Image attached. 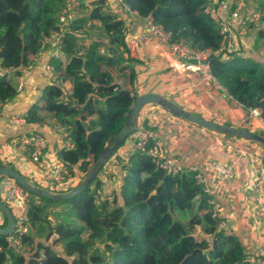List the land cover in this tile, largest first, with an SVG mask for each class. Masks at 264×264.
Listing matches in <instances>:
<instances>
[{"label":"trees","instance_id":"1","mask_svg":"<svg viewBox=\"0 0 264 264\" xmlns=\"http://www.w3.org/2000/svg\"><path fill=\"white\" fill-rule=\"evenodd\" d=\"M67 1L0 0L1 105L18 97L14 79L60 29L59 13ZM124 1L131 12L171 33L173 43L200 51L220 47L222 36L208 0ZM104 4L97 1L64 25L60 55L49 61L57 82L44 88L25 116L28 124L55 121L67 131L74 147L61 150L59 161L69 177L81 181L128 123L137 98L115 81L126 71L133 81L134 61L124 20ZM257 4V39L264 42V0ZM228 55L227 60L209 57L213 76L232 100L259 110L264 122V62L235 51ZM66 81L72 83L67 96ZM121 169L120 193L111 199L98 195L104 185L98 177L68 200L29 193V232L0 236V264H250L241 241L218 232L221 220L214 217L212 198L198 185L195 172L169 174L139 150L121 161ZM179 211L192 212L186 224L174 219Z\"/></svg>","mask_w":264,"mask_h":264},{"label":"crops","instance_id":"2","mask_svg":"<svg viewBox=\"0 0 264 264\" xmlns=\"http://www.w3.org/2000/svg\"><path fill=\"white\" fill-rule=\"evenodd\" d=\"M99 0L75 1L74 8L77 16L87 13ZM243 5L242 19L247 23L238 26V47L236 53L244 57H252L264 62V42L257 39V1L254 8H248L247 0H233ZM79 5H84L79 7ZM236 9V5H234ZM108 9L120 16L127 28V43L139 40L136 55L131 57L134 61V79L131 81V72L126 71L115 75V81L123 88L136 94L137 97L154 93L164 96L182 109L194 113L212 122L239 129L248 130L264 135V122L254 119L251 124H244L249 111L236 101L226 97L222 91L211 83L194 73L185 70H176L171 66L172 54L168 46L159 42L156 37L147 34L146 21L136 13H129L116 1L109 3ZM257 25L251 29L252 21ZM98 26V24H95ZM97 32V31H96ZM90 40L86 41L88 46ZM258 45V46H256ZM259 47V48H258ZM262 50V51H261ZM60 50L47 45L43 51L32 57V64L22 69L19 79L18 97L4 105L0 104V159L6 166H12L32 183L39 185L35 177L40 175V166L34 165L27 152L15 143L33 131L40 132L47 140L48 148L44 161L58 163L59 152L72 146L67 131L57 129L58 124L21 125L15 127L11 119L15 116L25 117L30 107L39 99L47 85L57 82L53 72L47 71L49 61L54 56H59ZM64 94L67 96L72 90V83L66 81L62 84ZM92 117L91 120H96ZM139 126H153L155 135L164 146L167 156L175 159L176 163L185 169L197 167L207 179L216 202L219 217L226 220L227 234L235 235L243 244L248 255L257 258V264H264V195L260 196L253 184L264 170V147L257 143L226 135H219L207 131L195 124L174 116L169 111L158 105H147L142 108ZM232 145V149H228ZM134 150L133 141H127L115 155L119 160L127 161ZM248 154L255 157L251 163ZM235 164L234 177L223 180L214 172L216 164ZM104 198L111 199L119 195L122 185L123 171L121 166L107 167L103 170ZM263 179L264 188V174ZM75 186L82 181L75 177ZM121 203V202H120ZM257 213L262 214L258 216ZM199 236H203L201 230Z\"/></svg>","mask_w":264,"mask_h":264},{"label":"built area","instance_id":"3","mask_svg":"<svg viewBox=\"0 0 264 264\" xmlns=\"http://www.w3.org/2000/svg\"><path fill=\"white\" fill-rule=\"evenodd\" d=\"M76 0H68L66 5L62 8L59 13V24L60 29L55 31L52 36L46 38L45 45H51L53 47L61 49L63 42V35L65 32L64 25L71 22L77 17L74 2ZM112 0H105V7L109 6ZM120 4L123 9L129 13H132L130 9L125 4L124 0H113ZM208 12L214 18L219 27L220 35L222 36V42L217 51L212 52L210 50L200 51L195 50L191 46L185 43H173L172 34L165 31L160 26L156 25L151 19H145L147 34L156 37L159 42L170 48L172 54L171 66L176 70H185L194 74L199 75L203 81L211 83L217 87L224 95L232 99L226 92V90L220 85V83L213 76L209 64V57L213 54L218 57H222L227 60L231 52L236 51L238 47V26L245 25L247 22L242 19L241 10L243 5L236 2L234 4L233 0H208ZM236 5V9L234 8ZM97 23H94L95 25ZM130 57L136 55L137 49L139 47V40L131 41L128 43ZM48 72H53L51 66H47ZM23 85L20 86L21 90ZM249 117L246 118L244 124H251L254 119L263 120L260 117V111L257 109L248 110ZM11 123L15 127L21 125H26L27 120L25 117L15 116L11 119ZM31 125V124H28ZM39 125V124H36ZM57 129L64 130V128L58 125ZM134 143V150H139L143 153L148 154L152 157L155 164L162 170L169 174L177 175L184 172L185 168L176 163L175 159L167 156L164 146L160 140L157 139L153 126H139L137 130L129 137ZM19 148L27 152L30 156V160L34 165L40 166V175L35 177V180L39 183L41 189L47 190L52 193L60 194L66 193L73 190L77 186L74 177H69L66 171V167L63 162L58 163H47L44 161L45 152L48 148L47 140L43 134L40 132L33 131L32 133L23 135L18 142ZM69 146L68 149H73ZM228 149H232V145H228ZM133 150V151H134ZM115 153V152H114ZM109 158L105 166L103 167L101 173L98 175L99 180H103V170L107 167H118L121 166V160L115 154ZM250 162H255V157L248 154ZM1 160V159H0ZM191 171L196 173V180L198 185L202 186L204 191L211 196V205L213 206L214 217L219 218L221 221L218 226V232H223L227 228L226 220L219 217L218 211L216 209V202L213 198V193L208 186L207 179L203 176L199 168L192 167L189 168ZM214 172L219 175L223 180H230L235 174V164H216L213 167ZM264 174V170H261V176ZM125 176V174H123ZM259 176L255 179L253 184V189L260 195H264L263 179ZM98 195H102L99 192ZM0 198L2 201L8 205L14 214L16 221V233L27 234L29 232V193L22 188L15 180L11 178H4L0 181ZM100 203L98 198L97 204ZM258 216L262 214L257 213ZM7 223L6 217L0 212V228L5 227ZM247 262L250 264H257V258L255 256L249 255L247 257Z\"/></svg>","mask_w":264,"mask_h":264},{"label":"water","instance_id":"4","mask_svg":"<svg viewBox=\"0 0 264 264\" xmlns=\"http://www.w3.org/2000/svg\"><path fill=\"white\" fill-rule=\"evenodd\" d=\"M147 105H158L161 108L169 111L176 117L186 120L192 124L197 125L207 131L226 135L234 138L243 139L249 142L257 143L264 147V135H260L248 130L239 129L227 125H222L212 122L194 113L186 111L176 105L174 102L166 99L162 95L148 93L136 98L133 110L129 116L128 123L121 129V131L114 137L112 142L107 146L105 151L99 156L96 164L82 183L73 190L66 193H52L47 190L38 188L28 181L20 172L12 166L0 167V177H7L15 180L28 193L37 196L45 197L49 200L62 201L74 198L83 193L89 185L98 177L103 167L112 156V154L137 130L138 119L143 107ZM0 212L6 217L7 223L5 227L0 228V236H10L16 232V221L12 209L6 205L0 198ZM9 261L11 262L10 258Z\"/></svg>","mask_w":264,"mask_h":264},{"label":"rangeland","instance_id":"5","mask_svg":"<svg viewBox=\"0 0 264 264\" xmlns=\"http://www.w3.org/2000/svg\"><path fill=\"white\" fill-rule=\"evenodd\" d=\"M246 4H247V7L248 8L249 7L250 8H254L255 7V3L253 1L251 2V1L247 0L246 1ZM253 23H255V24H253ZM251 24H252L251 29H254L256 27V25H257V22L253 20ZM256 46H258V45H256ZM13 83H14V85L18 86L19 79L18 78H15ZM191 213H192L191 211H179V212L174 213L173 214V217H174V219L176 221H179L181 223L186 224L190 220V218H191Z\"/></svg>","mask_w":264,"mask_h":264}]
</instances>
